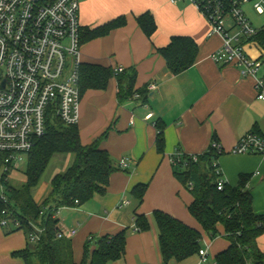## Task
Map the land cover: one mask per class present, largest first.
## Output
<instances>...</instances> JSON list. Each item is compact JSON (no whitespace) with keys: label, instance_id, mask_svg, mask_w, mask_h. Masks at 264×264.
I'll use <instances>...</instances> for the list:
<instances>
[{"label":"crops","instance_id":"1","mask_svg":"<svg viewBox=\"0 0 264 264\" xmlns=\"http://www.w3.org/2000/svg\"><path fill=\"white\" fill-rule=\"evenodd\" d=\"M262 8L260 13L252 4L254 16L242 10L258 30L264 29V2ZM146 13L157 24L152 39L137 23V17ZM122 16L127 20L124 27L86 41L81 47L82 64L114 71L123 68L137 74L134 87L137 94L123 104L118 100L116 77L109 81L107 89H90L81 95L78 124L81 143L84 147L91 146L108 132L100 148L109 153L116 170L105 195L97 194L85 204L59 210L58 229L77 230L76 236L70 238L74 256L77 252V263L88 239L114 236L126 230L125 256L111 264H163L153 217L154 212L160 211L199 231L201 249L208 251V260L215 259L229 247L223 237L224 229L219 227L221 235L213 240L191 216L189 206L194 199L174 176L172 156L177 150L201 155L209 151L213 142H218L223 152L218 160L223 180L236 187L242 176H248L247 189L253 197L254 212L264 215V156L233 154L247 134L264 137V102L257 100L255 80L242 77L239 67H219L213 62L211 56L222 47L223 40L212 34L209 18L196 5L189 1L173 4L170 0H80L83 32ZM226 27L232 33L237 31L231 19ZM173 37H189L198 46L194 65L179 75L168 70L157 51L168 46ZM245 51L252 59L261 60L259 77L264 80L261 48L252 42L245 45ZM150 84L157 87L148 92ZM158 121L165 125L162 153L157 148ZM124 159L128 160V167L121 169L119 163ZM139 185L148 186L142 204L132 194ZM124 201L129 205L122 206ZM135 214L148 218L149 231L136 230ZM8 228L0 227V264H23L13 253L33 244L23 230ZM258 245L264 252V235ZM195 258L198 264V256L185 262Z\"/></svg>","mask_w":264,"mask_h":264},{"label":"trees","instance_id":"2","mask_svg":"<svg viewBox=\"0 0 264 264\" xmlns=\"http://www.w3.org/2000/svg\"><path fill=\"white\" fill-rule=\"evenodd\" d=\"M233 1L224 0V3L230 6ZM137 23L143 33L152 39L157 31L154 17L149 13L143 14L137 17ZM126 24V17L122 16L96 29L81 31V43L105 37ZM252 42L264 53V29H260L247 43ZM157 51L165 59L168 70L173 75H179L194 65L198 46L189 37H173L168 46ZM114 77L119 83L120 104L135 97L137 74L134 70L117 73L116 70L90 64L80 67L81 95L90 89H107ZM156 127L157 148L162 153L165 125L158 121ZM107 135L108 132L93 145L84 147L78 125L69 126L54 117L48 124L47 134L37 141L28 155L25 184L20 188L13 187L8 173L4 175L2 183L7 202L0 196V220L7 218L14 227L18 224L17 229L23 230L27 237L34 232V227L44 229L38 243L13 253V257L21 259L23 264H111L124 258L126 230L114 236L88 239L80 263L75 261L72 240L57 236L59 221L56 215L59 210L77 207L89 202L95 195L107 192L111 175L116 170L109 153L100 148ZM222 153L212 146L201 155H187L177 150L172 156L173 174L190 190L194 201L189 206V213L206 234L214 240L221 235L219 227L224 229L223 237L229 242V247L215 258L214 264H264V252L258 245L259 238L264 235V215L254 212L253 197L247 189L248 176H242L236 187L225 183L224 189L218 190L222 178L218 173V160ZM56 155H73L74 159L67 171L54 177L47 199L39 204L33 191ZM147 188V185H139L133 189L132 194L139 204L143 203ZM3 212H7L8 216H4ZM153 217L158 228L163 264L172 261L182 263L198 256L202 248L199 231L160 211L154 212ZM135 222L137 231L150 230L147 217L135 214Z\"/></svg>","mask_w":264,"mask_h":264},{"label":"built area","instance_id":"3","mask_svg":"<svg viewBox=\"0 0 264 264\" xmlns=\"http://www.w3.org/2000/svg\"><path fill=\"white\" fill-rule=\"evenodd\" d=\"M170 1L173 4L189 1L209 18L212 34L223 40L222 47L211 56L213 62L219 67H239L242 77L255 80L257 100L264 102V80L259 77L261 60L252 59L245 51V45L259 30L242 11L245 3L252 2L263 13L264 0H235L230 6L224 0ZM228 19L233 21L235 33L227 29ZM81 31L80 0H0V164L4 169L0 196L4 202H7L4 175L27 164L28 155L47 134L52 118L69 126L79 124ZM116 71L121 73L124 69ZM156 87L150 84L147 91ZM211 146L222 152L218 142ZM233 154L264 156V137L247 134ZM119 166L127 168L128 160H121ZM218 173L221 174L220 170ZM224 184L221 178L219 191ZM127 205L128 201L122 203ZM10 223L7 218L1 219L0 227L7 228ZM43 233L44 229L34 227L29 242L38 243ZM76 234L77 230L57 231L59 239H70ZM198 257V264H206L208 251L201 249Z\"/></svg>","mask_w":264,"mask_h":264},{"label":"rangeland","instance_id":"4","mask_svg":"<svg viewBox=\"0 0 264 264\" xmlns=\"http://www.w3.org/2000/svg\"><path fill=\"white\" fill-rule=\"evenodd\" d=\"M252 4H253L252 2L245 3L244 6L242 7V10L245 13H247L251 16H254L256 13L252 9ZM73 159H74L73 155H56L52 158L48 168L46 169V171H45V173H44V175L40 181L39 186L33 191V196H34L35 200L37 199L36 201L39 204L43 203L47 199V197L50 193V190H51V184H52L54 177L56 175L62 174L65 171H67V169L72 165ZM26 165L27 164H24L21 167V169L11 170L8 173V175H9L8 180L13 187L20 188L25 184V182H26V176H25ZM3 172H4V169L0 164V176L3 174ZM65 212H67V211H64V213ZM10 228H14V226L10 225L8 229H10ZM80 255H81V257L78 259L79 262L81 261L82 255H83V249L82 248L80 250ZM75 256L77 257V252H76ZM75 261H76V263L78 262L77 260H75ZM214 261H215V259L212 257L208 260V262L206 264H214ZM184 263H186V262H184ZM196 263H197V258H195L194 260H192L190 262L188 261L186 264H196Z\"/></svg>","mask_w":264,"mask_h":264}]
</instances>
